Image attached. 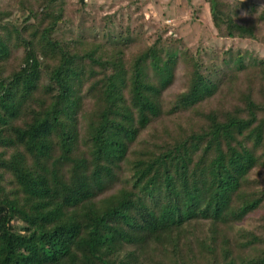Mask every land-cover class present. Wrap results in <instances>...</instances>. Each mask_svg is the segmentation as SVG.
<instances>
[{"label": "trees", "instance_id": "1", "mask_svg": "<svg viewBox=\"0 0 264 264\" xmlns=\"http://www.w3.org/2000/svg\"><path fill=\"white\" fill-rule=\"evenodd\" d=\"M209 12L237 48L0 0V264H264V6Z\"/></svg>", "mask_w": 264, "mask_h": 264}, {"label": "rangeland", "instance_id": "2", "mask_svg": "<svg viewBox=\"0 0 264 264\" xmlns=\"http://www.w3.org/2000/svg\"><path fill=\"white\" fill-rule=\"evenodd\" d=\"M87 5L92 14L116 15L125 23L130 19L133 27L144 25L145 30L155 32L170 27L172 36L181 38L193 50L199 47L221 51L237 48V42L218 39L212 25L209 0H74ZM264 6V0H254ZM103 7V9H102ZM241 47L257 49L259 45L242 42Z\"/></svg>", "mask_w": 264, "mask_h": 264}]
</instances>
